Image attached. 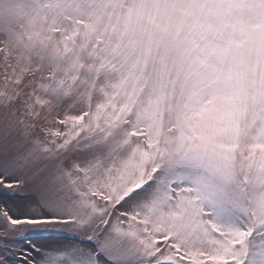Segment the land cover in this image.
Listing matches in <instances>:
<instances>
[{
    "label": "snow or ice",
    "instance_id": "1",
    "mask_svg": "<svg viewBox=\"0 0 264 264\" xmlns=\"http://www.w3.org/2000/svg\"><path fill=\"white\" fill-rule=\"evenodd\" d=\"M0 264H264V0H0Z\"/></svg>",
    "mask_w": 264,
    "mask_h": 264
}]
</instances>
